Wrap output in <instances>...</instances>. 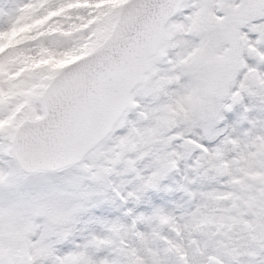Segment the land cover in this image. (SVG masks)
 Returning a JSON list of instances; mask_svg holds the SVG:
<instances>
[{
  "label": "snow or ice",
  "instance_id": "6c2138e0",
  "mask_svg": "<svg viewBox=\"0 0 264 264\" xmlns=\"http://www.w3.org/2000/svg\"><path fill=\"white\" fill-rule=\"evenodd\" d=\"M0 264H264V0H0Z\"/></svg>",
  "mask_w": 264,
  "mask_h": 264
}]
</instances>
